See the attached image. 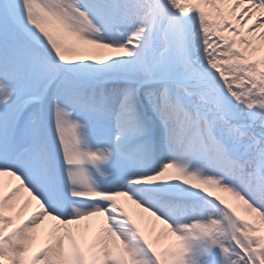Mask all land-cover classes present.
Listing matches in <instances>:
<instances>
[{
	"label": "bare ground",
	"instance_id": "bare-ground-1",
	"mask_svg": "<svg viewBox=\"0 0 264 264\" xmlns=\"http://www.w3.org/2000/svg\"><path fill=\"white\" fill-rule=\"evenodd\" d=\"M0 15V264H264V0Z\"/></svg>",
	"mask_w": 264,
	"mask_h": 264
},
{
	"label": "rangeland",
	"instance_id": "rangeland-1",
	"mask_svg": "<svg viewBox=\"0 0 264 264\" xmlns=\"http://www.w3.org/2000/svg\"><path fill=\"white\" fill-rule=\"evenodd\" d=\"M81 9H83V10H85L84 8H81ZM1 16V15H0ZM2 17V16H1ZM39 58L40 57H42V55L41 54H36ZM43 61L44 62H46L45 61V59H43ZM198 85V84H197ZM132 86V83L130 82V81H127V80H115V81H112V82H110V83H108L107 84V87L106 88H103L104 89V91L106 90V89H112L113 91H117V92H119V90L120 89H128V88H130ZM199 86V85H198ZM115 89V90H114ZM146 88H144V89H142V91H144ZM104 91H102V92H104ZM139 92H141V90L139 91ZM220 119H226V118H229V119H232L233 121H236V122H238V121H240L241 119H239L237 116H235V115H231V114H223V113H221L220 114ZM234 127H235V129H238L239 128V124H234ZM249 134L251 135V136H253V137H256V136H258L254 131H249ZM260 139V138H259ZM222 153H224V155L226 156L227 155V161L228 162H234V158L232 157V156H230V155H228V150H223L222 151ZM121 155H122V157H126L125 155L126 154H124V153H122V151H121ZM0 171H4L5 173H8L9 171H10V169L8 168V166H4V167H1L0 168ZM64 191H67V189L66 190H64ZM63 192V191H62ZM162 197H164L163 199L166 201V202H172L174 199H176V198H178V197H174V196H162ZM66 198V197H65Z\"/></svg>",
	"mask_w": 264,
	"mask_h": 264
}]
</instances>
